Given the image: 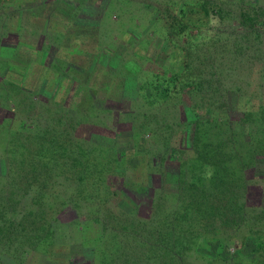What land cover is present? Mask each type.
<instances>
[{
	"label": "trees",
	"instance_id": "obj_1",
	"mask_svg": "<svg viewBox=\"0 0 264 264\" xmlns=\"http://www.w3.org/2000/svg\"><path fill=\"white\" fill-rule=\"evenodd\" d=\"M112 1L65 2L67 18L74 23H65V30H98L104 15L117 9ZM247 7L238 22L243 32L252 31L253 39L242 33L244 47L238 43L211 56L209 49H198L197 54L180 43L189 28L183 5H146L155 18L162 15L169 40L177 37L179 46L172 49L167 36L161 40L146 33L145 48L138 51L147 53L152 45L160 50L154 52L160 73L153 84L152 75L141 79L138 64L143 57L137 52L122 61L127 43L102 49L97 42L93 60L123 90L117 99L91 103L82 97L72 102L76 94L95 93L66 74L82 72L79 67L58 59L63 71H56L66 80L59 101L42 98L45 88L31 93L4 79L0 66V114H6V121L13 114L19 119L18 128L3 129L0 123L1 245L16 243L44 259L56 245H73L76 252L66 248L63 255L67 264H187L191 254L212 262L237 242L238 249L251 248V263L264 264V94L259 97L262 83L243 92L240 81L232 79L235 63L242 61L259 65L264 74V8ZM201 10L206 17L223 18L222 7L214 1H204ZM44 29L31 35L39 36L37 50L51 65L47 55L53 47L43 46L48 32L55 37L60 28L45 24ZM16 34L4 35L0 47H16L23 39L21 32ZM197 57L202 60L197 62ZM129 61L134 64L127 66ZM255 98L258 103L246 108ZM108 101H132L138 107L111 112L103 107ZM85 102L90 107L72 121L70 113L76 114ZM144 105L152 106L154 113L151 107L138 110ZM37 108L45 111L49 127L30 117ZM167 112L171 123L166 122ZM103 114L114 129L107 122L96 123ZM121 125L127 126L126 135L116 129ZM64 227L75 231L76 238L59 239ZM228 261L219 260L231 264Z\"/></svg>",
	"mask_w": 264,
	"mask_h": 264
},
{
	"label": "rangeland",
	"instance_id": "obj_2",
	"mask_svg": "<svg viewBox=\"0 0 264 264\" xmlns=\"http://www.w3.org/2000/svg\"><path fill=\"white\" fill-rule=\"evenodd\" d=\"M74 1L78 2L81 0ZM156 1L157 2H154V0H113L112 2L116 4L115 6H117V9L111 12L108 11L106 16L104 15L98 26V30L88 27H73L65 30V23L74 24L67 18V14L70 10L66 7L68 4L65 5V2L74 3L73 0H56L54 3L52 0H0V45H3V36L7 33H10V35H8L9 37L14 38L13 36H17L16 32H21V37L23 38L16 47H13L14 49H4L0 47L2 76L4 79L15 81L31 93H40L41 90L45 88L47 92L41 94L42 98L46 99L50 97L54 98V101H59L63 89L65 88L66 80H63L56 71L58 59L62 62L72 63L79 67L82 72L74 74L69 71L66 74H69L76 82L82 80V82L93 89L95 93V97L92 96L91 93H86V91L76 94V99L72 100V102L78 103L82 97L83 99H88L87 97H89L91 103H100L102 100L106 99H117L123 93V90L117 88L115 86V81L99 68V63L97 61L93 60V57H95L94 54L97 52V42H99L102 49L107 46H109L108 48L114 49L117 46H126L127 43L128 46L125 48L122 61L131 60L133 57L132 53L137 52L139 56L143 57L140 64H138V66L142 67L143 77L141 75V79L148 80V77L152 75L154 78L152 80L153 84L156 83L154 75L160 73V71L156 69V62L153 58L155 53H159L160 50L156 51L155 47L152 45L147 48V53H145V51H138V48L142 50L145 48L144 44L147 42L146 35H148L146 33H151L161 40L167 36L172 49L175 46H179L177 37L174 36L171 41L169 40V27L167 28V25L164 24V20L161 19L162 15L159 14L158 17L155 18L157 14L152 12L149 8H145L146 5L151 7L169 5L173 7V9L183 5L184 20L187 22L189 28H187L183 38L179 40L180 43L185 42L186 46L183 45V47L190 45L187 48L192 50V52L197 51V54H200L198 49H209V51L212 52L211 56H218L219 53H225L227 50L231 51L234 46L237 47L238 43L244 47L245 43L241 39V34L245 32L242 31V27L238 22L240 19V12L247 10V6L252 4H257L264 8V0H211L214 1L216 5L222 7L225 12L222 14L223 18H220L219 16H204L201 5L204 1L208 0ZM159 3L162 5H158ZM170 14L172 13L170 12ZM150 22H152L151 26H149ZM45 24L48 29L50 26L60 28L55 37H53V35L50 36L48 32V37L46 38L48 40L43 46L44 48L48 46L53 47V49H49L47 55L48 58H50L47 59V62H51V65L45 64L46 56L41 51L37 50L39 36L31 35H39L38 32L45 30ZM148 28H153V30L148 32ZM260 32H264V28L261 29ZM130 34H133L137 38L130 41L126 38V35L129 37ZM244 36L253 39L252 31H250L249 34L245 33ZM123 40L125 42H123ZM262 43L264 48V35L262 36ZM196 60L199 62L202 59L197 57ZM112 61L114 62V60ZM5 62L8 63L6 64ZM107 63L109 62L107 61ZM107 63L105 62V64ZM130 63H133V61H129L127 66ZM261 64L264 66V63ZM58 68V71H63L61 65ZM233 69L232 79L240 81V83L237 84L243 92L255 89L257 84L262 83V87L259 90V97L264 94V74L260 73L259 65L253 63L252 66L246 65V63L242 61L239 65L236 62ZM130 93L135 94L134 91ZM65 97L66 99L69 98L68 95ZM131 102L132 101H128L127 103H124V101H108V104H104L103 107L110 109L111 112L119 113L128 110L131 105L136 108L138 107V105H133ZM247 103L248 106H246V108H250L256 105L258 100L255 98L254 100H249ZM89 107L90 106H86L85 102L77 110L76 114L70 113L73 117L72 121L78 118L81 113H84V111H86L85 109ZM149 107H151V109ZM145 108H149L151 114L154 113L153 107L147 105L142 106L141 109L138 110L144 112L146 111ZM44 114L45 111L42 108H37L36 113L30 117L33 120L37 118V121H35L38 122L41 127H49L48 124H45L46 117ZM4 115L6 114H0L1 128H14L16 125L18 128L19 119L16 120V114H13L15 116L7 121ZM155 115L159 116V111L156 112ZM2 116L4 118L1 120ZM9 116H12V114H9ZM166 117V122L171 123L170 118H168V112ZM103 118L104 114L103 116H99L96 123L100 121L101 124H105L107 120ZM156 119L158 120L159 117H156ZM106 126L110 129H114L112 125L109 127L108 122ZM126 127L121 125L120 127H116V129L121 130V134L126 135L128 132L125 130ZM21 136L24 138L25 135L21 134ZM20 142L22 143L23 141L20 139ZM30 162L34 165L33 161ZM142 173L143 171L141 174ZM1 187L5 191L8 189L4 183H1ZM143 206L144 205L141 207ZM66 218L67 217H61L60 215V219L66 220ZM58 234L60 235L59 239L62 240L63 236L65 237L66 235L76 238V232L66 227L62 228ZM106 240L112 241L108 237ZM106 240L103 242H107ZM2 242L4 241H1V243ZM1 243L0 264H67L66 257H63L66 253V248L71 251L76 249L73 245H68L65 248L56 245L53 248L52 255L44 259L37 253L32 252L30 248L19 247L16 243L7 247L1 245ZM100 244L102 243L99 242V248ZM236 247H239L237 242L234 243L233 247L231 246L222 250L220 258L226 261L230 260L236 262L237 264H254L250 262L252 257L250 256L251 248L249 246L244 249H238ZM213 249H215V247H213ZM73 252H76V250ZM100 258L101 256H99V259ZM220 258H216L212 262H209L208 259H201L197 254H191L186 262L187 264H221L219 262ZM201 260L203 262H201ZM230 261L228 262L232 264Z\"/></svg>",
	"mask_w": 264,
	"mask_h": 264
},
{
	"label": "clouds",
	"instance_id": "obj_3",
	"mask_svg": "<svg viewBox=\"0 0 264 264\" xmlns=\"http://www.w3.org/2000/svg\"><path fill=\"white\" fill-rule=\"evenodd\" d=\"M211 177V173L209 172L208 174H207V177L206 178H210Z\"/></svg>",
	"mask_w": 264,
	"mask_h": 264
}]
</instances>
